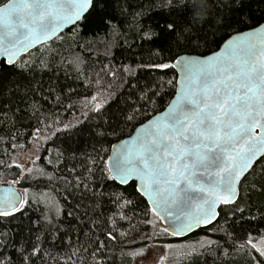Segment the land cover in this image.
I'll use <instances>...</instances> for the list:
<instances>
[{"label":"trees","instance_id":"obj_1","mask_svg":"<svg viewBox=\"0 0 264 264\" xmlns=\"http://www.w3.org/2000/svg\"><path fill=\"white\" fill-rule=\"evenodd\" d=\"M190 2L198 4L199 0ZM224 2L229 6L223 7L217 0H204L208 12L203 22L192 25L193 46L181 48L177 47L166 27L169 23L188 25V19L178 5L170 10L166 0H95L94 7L79 23L49 43L50 53L39 51L32 57L36 63L31 71L21 73L19 68L1 63L0 161L11 166L0 164V183L19 179L16 176L19 169L13 164V158L34 150L39 159L32 167L43 169L44 173L35 171L27 181L16 185L27 187L33 197L45 193L39 198L59 209L57 226L61 231L56 234L55 247H50L52 237L43 244V249L51 252V258L44 257V264H64L70 251L77 252L72 257L75 264H94L90 253L98 241L107 244V248L101 250L104 255L99 264H132L134 250L139 252L147 246L153 234L161 236L158 241L185 244L187 251L177 254L172 264H252L253 255L259 258L255 252L231 246L226 234L238 238L251 233L257 239L264 235V164L256 166V172H249L241 181L235 203L244 209L242 213L230 211L234 205L221 206L214 224L185 239L156 232L153 227L159 223L156 217H149L151 225L143 222L145 218L141 213L146 202L139 197L132 182L121 187L106 179L105 161L111 145L134 130L131 124L125 125L121 111L141 95V90L149 95L159 90V94L153 97L155 103L137 117L138 126L162 111L174 95L175 90L167 81L176 78L175 71L156 69L151 67L152 64L167 62L182 54H209L217 50L234 30H248L264 22V0ZM220 17L225 22L223 28L210 26L209 21L214 22ZM229 24L232 26L228 27ZM201 28L206 30V43ZM142 31L149 32L155 39L152 42L141 40ZM197 33L201 35L199 40L195 39ZM70 56H76V59H67ZM23 58L29 59L26 55ZM40 60L46 65L42 66ZM129 65L135 75L125 76L124 83L107 74L111 69L119 76L121 68ZM109 81H115L116 86L111 90V96L104 92L107 97L104 108L99 113L89 111L85 115L81 104L86 99L91 102L96 89L103 90ZM57 97L63 107L54 103ZM33 104L38 111H34ZM69 104L75 106L69 108ZM46 118L48 123L55 118L74 126L69 131L53 135L46 130V141L34 140L31 133L37 126L43 128L41 122ZM117 124L122 132L113 134L112 128ZM89 169L92 170L90 176ZM48 175L53 177L51 181L47 179ZM77 175L89 177L87 188L65 182L64 178L74 181ZM117 192L123 193L132 204L124 209L129 219L115 216L116 239L110 240L106 235L109 227L106 221L118 212L115 198L110 195ZM44 210V203H31L15 213L16 218L10 222L0 221V233L7 234L0 235V240L8 243L10 253L24 238L35 239L33 233L39 228L37 221ZM89 220L97 225L92 232H89L91 224L85 226ZM64 232L68 235L64 236ZM39 235L43 240L48 234L42 230ZM61 236L63 242L59 239ZM202 237L218 243L202 245ZM36 264H42L41 260L37 259Z\"/></svg>","mask_w":264,"mask_h":264},{"label":"snow or ice","instance_id":"obj_2","mask_svg":"<svg viewBox=\"0 0 264 264\" xmlns=\"http://www.w3.org/2000/svg\"><path fill=\"white\" fill-rule=\"evenodd\" d=\"M217 2L223 7L229 6L224 0ZM177 5L183 9L188 25L169 23L166 27L170 29V36L177 47L189 48L193 46L192 25L203 22L208 5L204 0H199L198 4L190 0H166L170 10ZM92 7L94 0H0V58L19 68L21 73L31 71L36 60L23 57L31 58V49L43 48L46 42L58 38L65 25L79 23ZM209 24L217 28L225 26L222 17L209 21ZM200 32L205 33L203 39L206 43V30L201 28ZM140 38L149 42L155 39L146 31L141 32ZM195 39H201L200 33ZM44 51L48 49L44 48ZM40 63L46 65L43 60ZM151 67L179 73V78L167 81L174 88V95L162 111L139 126L137 117L155 103L153 97L159 94V90L152 91L151 95L141 90V95L121 111L123 122L131 124L134 134L112 146L113 151L105 161L106 179L119 185L133 183L139 197L146 200L141 213L145 218L143 222L151 225L149 217L164 221L153 225L158 233L175 236L191 231L201 223H210L215 219V209L220 203L233 204L229 210L242 213L244 209L235 203L237 182L243 173L250 170V174H254L256 166L264 164V24L247 32L234 30L219 50L212 51L210 55H178ZM107 74L124 83V77L134 76L135 71L129 65L121 68L119 76L111 69ZM114 86L115 81H109L103 90L97 88L91 102L86 99L81 104L84 114L89 111L99 113L107 99L104 92L111 96ZM54 103L63 107L59 97ZM74 106L68 105L69 108ZM32 107L38 111L35 104ZM41 123L44 127L37 126L31 133L37 141L48 139L44 135L46 130L53 135L69 131L74 126L71 122L64 123L55 118L51 123L47 118ZM112 132H122L119 124L112 128ZM29 159L34 163L39 157L30 156ZM0 164L11 166L4 161ZM15 167L19 169L16 173L19 179H13L11 184L27 181L35 171L44 173L43 169L26 168L19 163H15ZM88 172L90 176L92 170ZM47 179L51 181L53 177L48 175ZM64 179L76 187L89 186V177L77 175L74 181ZM11 184L0 195V221L10 222L16 218L15 213L31 203H44L45 210L37 221L39 228L33 233L34 240L32 237L24 238L19 247L14 246L13 253L8 251L7 242L0 240V264H36L37 259L44 264V257L51 258V252L43 249V244L52 237L50 247H55L56 234L61 231L57 226L59 209L39 198L45 193L33 197L27 187L16 189ZM110 195L114 196L118 209L106 221L109 225L106 235L111 240L116 239L115 216L129 219L124 209L132 201L121 192ZM88 224L92 225L89 232L97 226L92 220L85 222L86 227ZM42 230L48 234L43 240L39 235ZM67 235L64 232V236ZM226 235L237 250L258 254L259 258L252 256V264H264V235L259 239L251 233L238 238H233L231 233ZM59 239L63 242V236ZM207 243L211 246L218 242L209 239ZM105 248L106 243L97 242L90 253L94 264H99L104 255L101 250ZM76 255L77 252L70 251L64 258V264H75L72 257ZM158 257L159 264H163L162 253H158Z\"/></svg>","mask_w":264,"mask_h":264},{"label":"rangeland","instance_id":"obj_3","mask_svg":"<svg viewBox=\"0 0 264 264\" xmlns=\"http://www.w3.org/2000/svg\"><path fill=\"white\" fill-rule=\"evenodd\" d=\"M113 38H116L115 35H113ZM48 47H49V43H46L43 46V48L39 47L33 50L32 57L36 56L39 51H44V48L49 49ZM51 51L53 52V50ZM48 53H50V51H48ZM48 53L46 52V55ZM32 57L29 59L34 60V58ZM67 59L74 61L76 59V56H70ZM30 156L36 157V151L32 150V151H28V152L16 155L13 158V164L15 165V163H19L26 168L32 167L33 160L29 159ZM18 189H21V188L18 187ZM159 237L161 236L155 237V235L153 234L150 238L151 239L150 243L147 246H144V248L139 252L134 250V260L132 264H159L158 253H162L163 255V264H172L177 258L178 256L177 254L187 251L184 243L176 242L173 244L172 243L168 244L167 242L158 241ZM206 244H207V239L202 237V245H206ZM166 245L168 247H165Z\"/></svg>","mask_w":264,"mask_h":264},{"label":"water","instance_id":"obj_4","mask_svg":"<svg viewBox=\"0 0 264 264\" xmlns=\"http://www.w3.org/2000/svg\"><path fill=\"white\" fill-rule=\"evenodd\" d=\"M95 1V0H94ZM77 23H75V24H68V25H65L62 29H61V31L58 33V36L60 35V34H62L63 32H65V31H67L68 29H70V28H72L73 26H75ZM261 24H264V22L263 23H261ZM260 24V25H261ZM256 27H259V25L258 26H256ZM251 29H248V30H244L245 32H247V31H250ZM54 40V39H53ZM53 40H50V41H48V42H46V43H50L51 41H53ZM45 43V44H46ZM223 45V43L220 45V46H222ZM219 46V47H220ZM37 47H39V46H37ZM37 47H34L33 49H31V51H33L34 49H36ZM219 47H218V49L217 50H215V51H218L219 50ZM211 53H209V54H206V55H210ZM182 55H187V54H182ZM191 55H194V54H191ZM0 61H2V62H0V66H1V63H3L5 66H7V67H11L12 65H9L7 62H6V60H3V58H0ZM175 71V70H174ZM175 73H176V78H179V73H177L176 71H175ZM151 118V117H150ZM139 126V125H138ZM132 134H134V130L131 132V134L129 135V136H127V137H125V138H123V139H121V140H127V139H129L130 138V136L132 135ZM121 140H119V141H117V142H115V143H113L112 145H111V147H110V149H109V155H108V157L111 155V153H112V151H113V145H118L119 143H120V141ZM107 161V160H106ZM249 172H250V170H249ZM249 172H246V173H243L242 175H241V177H240V179H239V181L237 182V197H236V201L235 202H237V200H238V197H239V191H240V184H241V181L243 180V178L249 173ZM131 183V182H130ZM11 184V182H8V183H5V182H2V183H0V195H2L3 194V191H4V189H6L7 187H9V185ZM117 185H119V184H117ZM11 186L12 187H14V188H16V189H18V187H17V185L16 184H11ZM119 186H121V187H124V186H126V185H119ZM145 202H146V200H145ZM230 205H233V204H225V203H220V204H218L217 206H216V209H215V211H216V213H217V215H216V217H215V219H213L210 223H201L199 226H194L193 227V229L191 230V231H186V232H184V233H182V234H179V235H172L171 233H168V235L169 236H171V237H173V238H175V239H185V238H187V237H189V236H191L194 232H196L197 230H199V229H203V228H206V227H209V226H211L212 224H214L215 223V221L218 219V217H219V208L221 207V206H230ZM161 224H163L164 223V221H159Z\"/></svg>","mask_w":264,"mask_h":264}]
</instances>
